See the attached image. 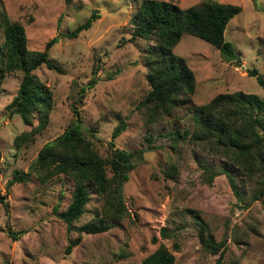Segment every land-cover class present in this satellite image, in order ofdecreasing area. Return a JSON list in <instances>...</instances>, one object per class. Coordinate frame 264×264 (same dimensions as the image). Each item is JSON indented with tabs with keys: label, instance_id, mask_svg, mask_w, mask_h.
I'll return each instance as SVG.
<instances>
[{
	"label": "rangeland",
	"instance_id": "rangeland-1",
	"mask_svg": "<svg viewBox=\"0 0 264 264\" xmlns=\"http://www.w3.org/2000/svg\"><path fill=\"white\" fill-rule=\"evenodd\" d=\"M167 1L186 7L200 0ZM215 1L238 6L225 23L223 37L239 62L234 56L223 57L205 40L182 33L172 51L191 69L193 92L189 101L176 104L174 113L145 122L144 109L136 104L149 88L145 58L155 39L133 34L139 0H0V53L5 19L19 21L27 48L41 50L55 36L47 58L61 69L42 63L32 70L50 90L51 107L44 127L31 134L26 132L38 123L34 111L31 123L7 113L22 72L0 71V195L6 203L0 202V264H137L159 244L173 254L172 264H214L217 252L201 244L199 222L205 237L224 240L220 264H264V194L251 197L260 184L257 176H247L239 163L194 138L189 112L191 104L204 103L218 92L264 96L255 79L257 74L264 79V0ZM92 9L97 17L88 28L64 35ZM91 68L96 81L86 88L82 126L98 153L105 155L112 146L131 152V167L121 186L127 214L118 219L102 215V197L89 186L84 210L67 229L52 211L53 205L60 210L69 202L72 180L67 175L56 174L42 183L29 175L7 188L5 182L27 170L41 144L63 130L71 116L66 99L70 80L85 84ZM246 68L256 73L249 75ZM119 121L124 127L110 146ZM174 128L180 133L186 129V134L171 142L166 132ZM169 165L173 173L167 175ZM209 171L214 172L210 179ZM224 171L232 176L241 199ZM110 220L99 232L76 230ZM77 235L80 239L65 253L68 238Z\"/></svg>",
	"mask_w": 264,
	"mask_h": 264
},
{
	"label": "trees",
	"instance_id": "trees-1",
	"mask_svg": "<svg viewBox=\"0 0 264 264\" xmlns=\"http://www.w3.org/2000/svg\"><path fill=\"white\" fill-rule=\"evenodd\" d=\"M237 10L235 4L215 0H200L186 7L167 0H139L133 34L145 38L153 35L155 39L154 49L147 52L145 58V80L149 88L136 104L137 108L144 109L145 122L174 113L176 104L189 101L193 92L195 80L191 69L180 55L172 51L182 33H190L205 40L215 46L223 57H235L231 43L223 37V28L227 19ZM95 17L96 11L92 9L64 35H77L80 30L88 28ZM5 21L1 27L3 49L0 53V71L19 69L22 72L16 92L7 103V113L10 115L15 112L24 123H31L30 116L34 111L38 123L26 132L31 134L44 127L51 107L50 90L32 70L43 63L47 68L61 71L47 58V48L55 36L46 40L43 49H30L25 46L23 25L15 20ZM260 44L264 49V37ZM95 73V68H91V75L85 84L71 78L66 94L71 116L63 130L41 144L27 170L13 175L5 182L7 188L14 181H25L29 175L41 183L56 174L67 175L72 180L69 202L60 210H57L56 204L52 206V211L66 223L67 229L72 228L71 221L84 210V204L89 199V186L102 197V215L118 219L127 214L121 186L131 167L132 154L112 146V139L124 127L123 121L113 127L108 142L112 147L105 155L96 151L92 139L85 134L87 128L82 126V104L86 88H90L96 81ZM255 79L264 90L263 77L257 74ZM189 112L193 122L192 136L199 138L214 153L223 154L239 163L247 176L256 175L253 177L260 184L251 197H261L264 194V96L241 90L218 92L204 103L191 104ZM166 134L171 142H176L186 134V129L180 133L174 128L167 130ZM166 169L167 175L173 173L172 165ZM224 172L237 198L241 199L232 176ZM213 175L214 172L209 171L208 179ZM0 202L6 207L1 195ZM110 222L82 224L76 230L95 233L106 229ZM203 230L204 225L199 222L198 236L201 244L217 252L214 264H220L223 254V247L220 246L224 240L214 242L204 236ZM79 239V235L68 238L64 252H68ZM173 258V254L163 244H159L137 264H172Z\"/></svg>",
	"mask_w": 264,
	"mask_h": 264
},
{
	"label": "water",
	"instance_id": "water-1",
	"mask_svg": "<svg viewBox=\"0 0 264 264\" xmlns=\"http://www.w3.org/2000/svg\"><path fill=\"white\" fill-rule=\"evenodd\" d=\"M239 62L238 55L235 56V63ZM246 71L249 75H254L256 71L253 68H246Z\"/></svg>",
	"mask_w": 264,
	"mask_h": 264
}]
</instances>
